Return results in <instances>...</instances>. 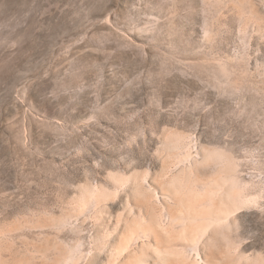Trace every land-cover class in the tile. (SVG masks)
<instances>
[{
  "label": "rangeland",
  "instance_id": "1",
  "mask_svg": "<svg viewBox=\"0 0 264 264\" xmlns=\"http://www.w3.org/2000/svg\"><path fill=\"white\" fill-rule=\"evenodd\" d=\"M161 258L264 264V0H0V264Z\"/></svg>",
  "mask_w": 264,
  "mask_h": 264
},
{
  "label": "bare ground",
  "instance_id": "2",
  "mask_svg": "<svg viewBox=\"0 0 264 264\" xmlns=\"http://www.w3.org/2000/svg\"><path fill=\"white\" fill-rule=\"evenodd\" d=\"M210 193H212L211 191H210ZM213 196V195H212ZM210 197V196H209ZM229 198V197H228ZM198 200V199H197ZM242 201V200H241ZM229 205V204H228ZM202 206H203V204H202ZM230 207V206H229ZM193 209V208H192ZM200 211V210H199ZM217 212V211H216ZM235 213V212H234ZM198 214V213H197ZM189 215V214H188ZM191 215V214H190ZM221 216V215H220ZM188 218H189V216H187ZM191 218V217H190ZM223 218V217H222ZM191 220V219H190ZM227 220V219H226ZM220 221H221V219H220ZM222 222V221H221ZM227 222V221H226ZM223 224V223H222ZM131 228V227H130ZM144 228V227H143ZM145 228H146V226H145ZM145 228L143 229V230H145ZM180 228V227H179ZM147 229V228H146ZM153 230H154V228H152ZM182 229V228H181ZM149 230H151V229H149ZM179 230V229H178ZM130 231V230H129ZM133 231V230H132ZM224 232V231H223ZM133 235V234H132ZM192 246V245H191ZM162 252V251H161ZM190 252V251H189ZM142 253V252H141ZM165 255V254H164ZM183 255V254H182ZM139 256V255H138ZM134 257H136V255L134 256ZM163 257V256H162ZM187 257H188V255H187ZM139 258V257H138ZM70 259V258H69ZM142 259V258H141ZM146 259V258H145ZM168 259H169V257H168ZM144 260V259H143ZM142 261V260H141ZM135 262H136V260H135ZM170 263L169 261H167V259H165V258H161V259H159V260H155V263L156 264H168V263ZM195 262V261H194ZM139 263V260H138V262H137V264ZM154 263V262H153ZM134 264V263H133ZM191 264V263H190ZM192 264H194V263H192Z\"/></svg>",
  "mask_w": 264,
  "mask_h": 264
}]
</instances>
